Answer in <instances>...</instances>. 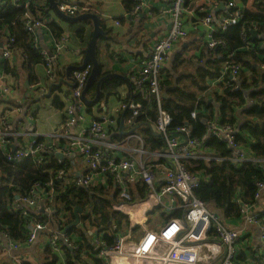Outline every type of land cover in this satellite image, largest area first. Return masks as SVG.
Segmentation results:
<instances>
[{
  "label": "built area",
  "instance_id": "built-area-1",
  "mask_svg": "<svg viewBox=\"0 0 264 264\" xmlns=\"http://www.w3.org/2000/svg\"><path fill=\"white\" fill-rule=\"evenodd\" d=\"M136 1L138 4L135 10L142 11L145 6L144 0ZM235 1H227L226 5L230 12L218 24L213 23L212 17L207 14L195 23L192 22L193 28H197L200 24L206 25L210 34L237 23L244 9L238 7ZM208 2L210 5H217V0H208ZM184 3L185 0L169 1L165 14L170 27L150 43L147 55L137 61L136 71L131 75L135 89L142 90L151 96L158 109V117L151 128L162 137L164 143L160 150L148 151L141 135L127 128L122 131L125 133L122 139L110 138L109 141L108 129L115 121L113 116L108 115L89 119L87 126L81 128L77 135H71L70 128L84 120L83 107L85 105L82 91L91 72L90 63L72 71V90L65 97V119L59 131L53 133V141L50 144L38 143L35 140L28 144H13L9 139L17 135L11 130L5 114H0V148L7 160L21 161L30 157L39 164L45 158L38 155L42 152L53 155L58 163L64 164L68 155L76 153L88 165V171L71 177L66 170L60 169L53 180L62 185L73 183L78 187L92 188L103 184L100 179L106 177V172L111 175L113 186L110 196L111 209L125 216L129 224L121 230L114 226L118 233L110 245H106L98 235H95L97 228L92 226L95 234L91 233L94 236L90 240L95 255L102 259L103 264H253L249 257V259L242 258L245 238L241 228L230 226L208 203L195 196L194 190L203 182H207L206 174L189 172L183 160H223L230 162L234 167H241L248 162H259L263 170L264 160H257L253 153L242 148L236 139V134H238L236 124L221 123L215 110L213 117L204 119L206 131L199 140L191 136L189 126L177 128L179 134H170L167 128L171 117L161 109L163 93L160 81L164 76V65L169 59L172 48L188 36L185 13H193L186 10ZM8 5L20 6L22 1L0 0V11H5ZM24 7H27V2L24 3ZM57 8L69 16L91 12L92 9L91 5L66 0H60ZM199 9L209 13L206 8ZM56 18L58 17L49 8L46 13L39 10L25 12L23 27L35 46L39 45L38 30H47L48 33L47 24L56 22ZM242 38L249 46L250 41L246 35H242ZM13 43L14 37L8 30L2 29L0 55L4 61L13 60L15 57ZM206 43L208 48H212L220 41L210 38ZM65 50L81 55L77 49L68 46V37L65 33L60 38L53 39L50 51L40 48V54L45 61L46 75H51L54 66L52 61L56 62L57 57ZM240 71L239 64L225 63L219 77L209 79L211 81L209 90L221 92L220 87L236 86L240 82ZM227 74L228 79H225ZM10 91L11 84L6 75L0 72V95L6 97ZM124 106L120 103L118 111ZM127 107L131 110V116L125 120V124L130 126L131 119L138 113L140 104L130 102ZM204 114L208 113L205 111ZM195 115V111L191 112V117ZM209 137H215L225 143L230 149L229 155L222 157L213 151L201 149V141ZM60 140L66 145L59 142L57 144ZM57 152L63 154L62 159L54 155ZM53 180L48 182V188L35 185L28 194L15 198V208L22 211L25 209L39 211L43 215L57 213L51 204L56 192ZM256 185L258 191L264 192V180L257 182ZM255 199L262 202L259 193L255 194ZM234 201L242 214L241 227L255 226L259 231L261 248L257 249L254 255L264 264V225L262 224L264 219L260 218L258 213L261 205L243 203L239 197H235ZM154 214L162 217L163 221L156 225V229H149L148 222ZM60 217L63 221V216L60 215ZM85 225L86 228L91 226ZM77 226L81 227L80 222ZM136 227L143 229L139 235H134L132 232L137 229ZM44 228L45 224L32 221L31 230L27 233L24 243L30 245L36 238L37 232ZM76 238L75 233L62 231L60 224V227L48 237L47 245L63 259L61 246L64 245L75 251L77 249ZM22 244L5 234H0V253H6L8 250L18 251ZM12 260L13 264H21L23 257L16 254ZM31 264L37 263L31 262Z\"/></svg>",
  "mask_w": 264,
  "mask_h": 264
},
{
  "label": "trees",
  "instance_id": "trees-1",
  "mask_svg": "<svg viewBox=\"0 0 264 264\" xmlns=\"http://www.w3.org/2000/svg\"><path fill=\"white\" fill-rule=\"evenodd\" d=\"M22 5H8L5 11H0V34L2 29L8 30L14 37L13 48L15 56L21 58L24 70L29 75V81L35 82L33 68L36 65H45V61L40 54V46L34 44L29 34L24 30L23 19L27 10L34 12L39 10L42 13L48 12V0H21ZM196 0H185L184 7L193 5ZM229 1V0H226ZM27 2V7L24 3ZM126 9L136 4V0H124ZM253 10L244 9L240 20L228 26L226 29L211 34L213 40L220 41L212 48H208L207 43H203L202 53L206 52L204 58L197 56L198 65L192 73H182L178 77L170 74L164 67V76L160 81L162 93L166 92V97L162 98L161 109L171 117L167 131L170 134H179L177 128L189 126L191 136L202 139L206 131L204 119L213 117L215 110L221 123L236 124L238 134L236 139L245 151H250L257 160H264V47L261 45L260 38L250 39L249 31L254 29L257 33H264V0H253ZM134 8V7H133ZM207 12L200 9L194 11L191 22H196L200 17L206 16ZM91 26V20H85ZM101 27L109 34L104 22L100 21ZM48 31L53 37L58 39L62 36L63 29L56 22L47 24ZM83 28L76 31L78 37L83 36ZM91 31V29H90ZM242 35H246L250 45L244 43ZM198 46V45H197ZM185 49H183L184 51ZM179 52L172 63L175 69L181 67L186 69V61L181 58ZM225 63L239 64L247 70L243 74L239 87L225 86L220 87L221 92H214L207 88V80L217 78ZM13 66V65H12ZM5 71L11 75L17 74L14 70L5 67ZM104 73L99 71L97 79ZM13 75V76H14ZM228 74L225 76L227 78ZM97 79L91 84L94 85ZM127 81L121 76H109L100 83L98 99L109 96L116 92L118 86ZM132 92L121 104L125 106L120 109L115 121L109 126L111 139H122L125 133L122 129L133 130L144 140L145 148L148 151L160 150L163 147L162 137L156 134L151 125L158 117V109L151 96L142 90H136L131 84ZM92 88L88 89L91 90ZM94 91V89H92ZM86 92V93H87ZM251 100L247 103L246 100ZM130 102L140 104L139 111L131 119V125L127 126L125 120L131 116V110L127 107ZM53 106L63 111L65 103L60 96H54ZM195 111V117H191V112ZM205 111L208 113L204 114ZM239 112V113H238ZM42 141H38L41 143ZM60 144H65L62 140ZM201 149L213 151L219 156L226 157L230 149L227 145L215 137L201 141ZM43 160L37 164L32 158H24L21 161L7 160L3 150L0 148V234H5L11 239L24 243L27 233L31 230L32 221L47 223L48 216L42 215L38 218L34 211L29 209L18 210L15 208V197H22L29 193L35 185L48 188V182L53 180L60 169L68 171L69 163L65 160L64 164L57 162L53 155L39 153ZM185 168L191 173L206 174L207 182H203L194 190L195 196L208 203L210 207L218 213L230 226L240 224L243 220L239 206L234 198L239 197L240 201L249 205H260L262 202L255 199V194L259 193L264 200V192L258 191L257 182L264 180V170L257 163H244L241 167H234L227 161L211 160L206 163L203 160H183ZM106 184H98L92 188L74 187L73 185H62L53 180L55 194L52 199L53 208L56 214L66 212L68 221L74 219L73 210L76 206L81 207L82 213L79 221L83 229L71 228L68 232L77 234L75 251L62 245L64 258L55 252L49 245L44 248V256L39 260V264H103L101 258L95 255L93 244L87 236L85 224L97 228V233L106 245L114 241L118 233L114 228L117 226L124 229L128 224V219L113 212L110 205L112 195L111 175L106 172ZM111 179V180H110ZM260 218L264 216V204L261 206ZM177 215V214H175ZM87 222V223H86ZM264 225V221L262 222ZM137 228V227H136ZM135 230V229H134ZM111 232V233H110ZM84 254V256H82ZM244 258L245 254H241ZM84 257V258H81ZM255 264H263L259 258H255ZM21 264H31L22 261Z\"/></svg>",
  "mask_w": 264,
  "mask_h": 264
},
{
  "label": "crops",
  "instance_id": "crops-1",
  "mask_svg": "<svg viewBox=\"0 0 264 264\" xmlns=\"http://www.w3.org/2000/svg\"><path fill=\"white\" fill-rule=\"evenodd\" d=\"M66 1L91 5V12L96 13L100 21H103L106 28L109 30L108 34L103 29L105 36H100L97 44L96 53L101 72L104 74H116V76L127 78V81L118 86L115 93L109 96H103L99 100H97L96 83L92 85V87H90L91 85L88 87V89L92 88L94 91H92V89L89 90L86 93V98L88 100L95 99V101L91 103L84 102V120L70 128L71 135H77L81 128L87 126L89 119L98 118L100 115L117 117L120 102L132 92L131 84L133 85V81L131 80V75L136 71L137 61L147 55L150 43H152L164 30L169 28L170 24L168 23V18L165 13L166 6L170 0H144L143 4L145 6L142 11H136L135 5L131 10L126 9L124 0ZM235 2L241 9H254L253 0H236ZM226 3V0H217V5H210L208 0H196L193 5L186 7L187 11L193 12L191 14L185 13V26L188 31V36L172 48L169 59L164 65L174 77H178L182 73H192L198 65L204 63V61H202V63H200V61L198 62L196 57L201 54L202 58L205 57L206 52L204 54L202 53L203 43L210 40L213 32L209 34L208 27L203 24H200L197 28H193L194 24H192L191 19L194 17V11L199 8L208 9L213 23L218 24L220 20L230 12ZM115 21H118V23H115ZM56 23L60 25L63 32L67 35L68 46L72 49H77L81 55H76L69 50L63 51V53L57 57L56 62L52 61L54 66L50 76L46 75L45 65H36L33 68V75L36 80L35 82H30L29 75L24 70L21 58L15 56L13 60L4 61L0 55V72L6 75L11 84V91L8 93V96L3 97L0 95V114H5L11 125V130L17 135L9 139L13 144H28L33 140L50 144L53 141V133L59 131L65 119L64 109L63 111L57 109L52 104L54 96H60L61 101L66 103L65 97L71 92L73 83V70L71 69L70 73L67 74L66 69L71 65L81 64L84 56V47L91 36L90 29H92V27L90 28V25L86 21L70 23L60 18H56ZM80 28L84 30L82 37L76 35V31ZM263 35L264 33L261 32L256 35V37L260 38L259 40L262 41V47H264ZM52 38L54 39L51 31L47 33V30H38V44L47 51H50L53 45ZM183 49L185 50L183 51ZM179 52H182L181 58L186 61L184 63L186 64V69L178 67L174 70L172 63ZM5 67L14 70L17 77L14 74V76L11 75L10 72L6 73ZM243 70V74H247V70ZM243 74L240 71V75L242 76ZM239 78L241 82V77L239 76ZM240 82L237 84V87H239ZM209 83H211V81L208 79V89L211 88ZM246 102L250 103L251 100L247 99ZM120 131H123V129ZM108 140L110 141V135ZM58 142L59 141H57V144ZM67 161L69 163L67 172L71 177L77 174L82 175L88 171V165L84 163L81 157L76 153L68 155ZM67 178H69V176H67ZM100 181L106 184L107 179L103 177ZM66 185L77 187L73 183ZM263 204L264 200H262L260 205L262 206ZM35 214L38 218H41L43 215L39 211H35ZM58 214H44L48 216L49 221L47 223H42L45 224V228L37 232L33 242L30 245L23 243L18 251L8 250L6 253H0V264H13L12 257L16 254L21 255L23 261L39 262L41 257L44 256V248L47 246L48 237L51 233L58 229L60 224L62 226V231H65L74 221V219L70 222L68 221L66 212H60V214ZM81 214L83 213H80V215ZM60 215L63 216V221L60 220L62 219ZM79 222L81 223V221ZM240 224H235L233 226L241 228V232L244 234L245 239L243 242L242 254H245L244 258L249 257L251 262L255 264L254 261L257 257L254 253L257 249L261 248L258 235L259 231L255 226L242 228ZM75 227L83 229L82 225L81 227L75 225L73 228ZM91 227L92 226L86 228V234L89 239H93L94 235H91V233L95 234L94 228ZM138 231L141 233L143 229L137 228L135 231L132 230L134 235H139L140 233L137 234ZM95 235H98V233ZM98 236L101 237L100 235Z\"/></svg>",
  "mask_w": 264,
  "mask_h": 264
},
{
  "label": "water",
  "instance_id": "water-1",
  "mask_svg": "<svg viewBox=\"0 0 264 264\" xmlns=\"http://www.w3.org/2000/svg\"><path fill=\"white\" fill-rule=\"evenodd\" d=\"M48 1H49V7L51 8V10L54 12V14L58 18H60L62 20L68 21L70 23L81 22V21H85L87 19L91 20V26H92L91 36H90L89 40L87 41V43L84 47V56H83L82 62L80 65H71V66L67 67L66 72H67V74H69L71 69L75 70V69L81 68V67L85 66L87 63H90L92 65L91 72L87 78L85 87L82 91V99L86 103L94 102L95 99L88 100L86 98V92L88 90V87L97 79L99 71H100V64H99L98 59H97L96 50H97V44H98L99 37L105 36V32L100 25V19H99L98 15L94 12H83V13H80V14L75 15V16L66 15V14L60 12L57 8V4L59 3V0H48ZM169 27H170V25H169ZM249 34H250V39H254V38H256L257 31L254 29H251L249 31ZM263 38H264V35H263ZM109 76L115 77L116 74H110V73L103 74L102 76H100L97 79V81H96L97 97L99 96L101 81L103 79H105L106 77H109ZM162 97L163 98L166 97V92H163ZM121 128L122 127L120 126V129ZM54 155L58 159L63 158V154L60 152H57ZM15 198H18V195H16ZM79 213H82V209H81V207L76 206L73 210L74 221L66 228L67 231L79 223Z\"/></svg>",
  "mask_w": 264,
  "mask_h": 264
},
{
  "label": "rangeland",
  "instance_id": "rangeland-1",
  "mask_svg": "<svg viewBox=\"0 0 264 264\" xmlns=\"http://www.w3.org/2000/svg\"><path fill=\"white\" fill-rule=\"evenodd\" d=\"M208 163V161H206ZM157 213V212H156ZM163 221L162 217L157 216L156 214L152 215L150 217V222H148V228L149 229H156V225L161 223ZM135 231V230H134ZM140 233V231L137 232V234ZM140 264V263H139Z\"/></svg>",
  "mask_w": 264,
  "mask_h": 264
},
{
  "label": "clouds",
  "instance_id": "clouds-1",
  "mask_svg": "<svg viewBox=\"0 0 264 264\" xmlns=\"http://www.w3.org/2000/svg\"><path fill=\"white\" fill-rule=\"evenodd\" d=\"M65 231H67V230H65Z\"/></svg>",
  "mask_w": 264,
  "mask_h": 264
}]
</instances>
